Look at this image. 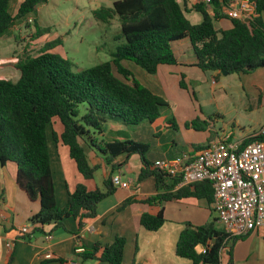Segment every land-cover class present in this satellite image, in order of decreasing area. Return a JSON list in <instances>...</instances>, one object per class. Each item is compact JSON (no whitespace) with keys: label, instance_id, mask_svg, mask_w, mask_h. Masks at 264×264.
I'll use <instances>...</instances> for the list:
<instances>
[{"label":"trees","instance_id":"trees-1","mask_svg":"<svg viewBox=\"0 0 264 264\" xmlns=\"http://www.w3.org/2000/svg\"><path fill=\"white\" fill-rule=\"evenodd\" d=\"M226 1L211 0L209 4L198 1L187 8L176 0H115L111 6L93 11V16L106 25H111L114 18L119 21V31L114 36L118 42L109 60L74 71L69 60L51 51L62 44L57 37L46 42L38 54L25 55L12 64L19 72L17 80L0 78V164L14 162L17 186L28 199L39 202L38 212L29 219V232L22 234L24 239L29 240L35 234H52L64 227V219L69 216L77 221L78 230L83 228L87 220L96 217L98 203L115 191L112 174L103 180L101 188L86 186L85 181L92 179L100 167L90 164L88 150L98 153L104 164L111 166V173L116 157L124 155L127 159L136 153L142 163L137 180L153 176L157 189L164 186L167 176L146 158L148 143L132 140L127 132L121 131L123 139L104 137L108 118L127 127L143 121L153 123L162 108L168 106V100L141 83L125 63L156 74L162 65H176L172 42L188 38L196 57L193 65L202 71L248 74L264 68V0H253L259 15L249 23L227 16L222 11ZM45 2L23 0L12 14L9 0H0V37L10 35L15 24L30 16L34 37L40 36L45 29L37 26L33 16L36 6ZM190 11L201 14L199 23H191L186 17L185 12ZM178 84L189 93L182 73ZM84 103L86 110L81 113L80 106ZM50 140L56 147L67 148L81 176L75 188L68 191L64 207H59L55 199ZM256 140L264 141V136L250 135L241 145ZM186 195L211 203L213 187L209 181L197 182L177 193H157L144 201ZM215 220L200 226L186 224L175 245L176 255L191 264H221V250L229 244V258L223 264H233L231 249L242 236L229 237L223 229L215 227ZM164 221L162 209L140 216V224L148 231L159 229ZM124 244L122 236L105 244L96 241L89 249L83 248L79 257L83 261L120 264Z\"/></svg>","mask_w":264,"mask_h":264},{"label":"crops","instance_id":"crops-1","mask_svg":"<svg viewBox=\"0 0 264 264\" xmlns=\"http://www.w3.org/2000/svg\"><path fill=\"white\" fill-rule=\"evenodd\" d=\"M22 1L23 0H9L10 13L15 14ZM81 1L82 4L80 5V0H75L76 8L80 9V11L89 8L92 17L95 18L93 16L94 10L101 6H111L115 0ZM176 1L181 5L185 3L186 7L190 8L192 4L199 0ZM45 3L36 6L33 16L36 23L39 18V10ZM222 11L225 13L223 7ZM190 12H185L187 18V13ZM201 19L202 17L200 14V20L195 23H199ZM113 20H115V18ZM16 25L18 24H15L12 29H16ZM225 25H227V23H225ZM45 34L47 35V33ZM45 34L38 36V38H51ZM57 37L63 38L61 35H56L55 38ZM48 41L45 40V42ZM59 46L61 45H57L51 51L56 52L55 50ZM175 46L178 48L177 50ZM172 49L177 60L176 65H170L172 68L169 67V65H162L157 72L159 78H157L156 75L145 76L143 74L145 83L140 81L154 93L166 99L167 97L164 93L166 85L169 86V84L176 79L179 81L181 73L184 74L185 78L190 80V82L194 74H197L196 70L182 72L181 67H190L191 69L198 68L193 65L196 62V57L188 38L172 42ZM132 64L131 62L125 63L130 70L135 67ZM212 72V78H217L218 72ZM177 73L179 78L176 77ZM237 75L241 76L245 74L241 73ZM0 78L5 77L0 76ZM217 86L218 81L212 79V90ZM249 88L254 91L256 96L254 97L255 110H264V89L262 90V87H258L255 83L249 84ZM204 115H206V117L209 116L208 113H204ZM160 117L153 123L143 121L151 126L148 138L153 134L150 140L147 139L150 149L146 152L148 153L146 158L152 164L157 159L173 158L183 153L195 155L203 147L223 137H229L230 140L235 142L242 141L244 138L255 134L258 130L256 129L252 134L245 133L246 135L235 138L234 131L225 132L222 130L220 133L216 131L213 133L212 126L210 127L211 129L209 128L207 130V135L202 143H193L196 141L192 138H184V142L177 140L175 134H173L172 131L174 130L175 124H172L167 119L163 122H159ZM184 120H188V117L178 118V123L182 124ZM263 122L264 117L261 118L258 128ZM120 131L124 133L127 132V135L132 140L136 141L138 139L137 141L140 140L139 142H145L141 135H135L136 133L133 132L132 128L130 129L121 121L111 118L106 120L104 131L105 138L123 139V134L119 135ZM153 151H157V153L150 154ZM49 152L56 203L59 207H64L67 203L68 191L75 188L76 184L81 181V176L73 160L70 158L66 147L62 145L56 147L50 140ZM87 156L90 164H99V169L102 170L103 174L99 187L94 182V174L97 170L94 172L92 179L85 181L89 189H94L96 187L101 188L103 180L110 174H118L121 176L122 180H130L131 185L128 188L116 186L112 194L106 196L98 203L96 217L87 220L83 228L78 230L77 221L74 217L69 216L65 218L64 227L54 230L51 234L52 238L50 241L45 240L44 235H31L28 240L24 239L22 234H20V227L23 225H31L29 219L33 214L38 212L39 202L37 200L32 201L28 199L24 191L17 186L15 182L16 164L14 162L9 161L13 164H7L8 162L4 165L0 164V264H110L108 262L92 259L83 261L79 257V254L83 248L89 249L96 241L103 244L110 243L116 236H122L125 239L123 260L120 264H132L133 261L137 264H191L188 259L176 255L175 245L181 230L186 224L200 226L216 218L212 207L213 201L208 203L206 199L186 195L180 198L145 202L144 200L149 196L164 192L174 194L179 192L181 188L186 185H178L177 182H174L175 179L167 177L164 181V186L157 189L153 176L137 180L142 163L140 156L136 153L130 155L127 159L124 155L116 157L113 161L115 170H113L112 173L111 166L104 164L102 157L98 153L88 150ZM159 209H162L165 218L163 225L155 231L146 230L140 224L141 214L146 212L156 213ZM215 227L224 230L223 224L217 220H215ZM241 236L242 237L236 241L238 243L243 242L244 244L238 246V243H236L231 249L233 264H264V231L258 229ZM8 243H10V246L7 245ZM223 250L224 248L220 253L221 264L225 263L229 258V254L226 255ZM46 251H50L53 258H45L43 255Z\"/></svg>","mask_w":264,"mask_h":264},{"label":"rangeland","instance_id":"rangeland-1","mask_svg":"<svg viewBox=\"0 0 264 264\" xmlns=\"http://www.w3.org/2000/svg\"><path fill=\"white\" fill-rule=\"evenodd\" d=\"M81 2L80 0V5ZM38 16L37 26L45 29L42 34L47 33L45 35L51 38L34 37L35 27L32 21L27 20L16 25L17 28L12 29L10 35L1 36L0 76L12 81L17 80L19 72L12 68V64L25 55L38 54L46 43L45 40H53L56 35H61L63 38H61V46L55 51L69 60L74 71L91 67L111 58V53L118 42L113 38L119 31L117 18L112 19L111 25H106L93 18L89 8L82 11L77 9L75 0H47L39 10ZM187 16L194 23L200 20L199 13L190 12L187 13ZM15 35L16 37H14ZM175 49L178 48L175 46ZM132 65L135 67L131 72L141 82L145 83L143 74L145 76L156 75L159 78L157 73L148 74L140 67ZM192 70H196L197 74H194L191 82L185 78L190 94L179 87L177 79L164 88L168 106L162 108L159 122L167 119L172 124L174 123L175 127L172 132L177 140L185 142L184 138H192L196 141L193 143H202L207 135V130L212 126L213 133L214 131L220 133L222 130L225 132L234 131L235 138H240L242 135H246L245 133L252 134L258 129L260 120L264 117V110H255L254 97L256 96L254 91L249 88V84L255 83L258 87L261 86L262 90L264 89V68H257L251 73L241 76L236 73L220 72L217 78H212L211 70L202 71L198 68L181 67L182 72ZM176 77L179 78L178 73ZM212 79L218 81V86L214 90L211 87ZM85 110L86 104L84 103L80 106V112L84 113ZM203 112L208 113L209 116L206 117ZM181 117H188V120L179 124L178 118ZM199 126L202 129H196ZM150 127L147 122H143L137 127L129 126L136 133L135 135H141L146 143H149L148 140L153 137L151 134L148 138ZM153 153H157V151L150 154ZM147 154L145 155L147 156ZM7 164L13 163L8 161ZM102 177V170L98 169L94 174V182L98 187L101 185ZM236 243L238 242L235 241L233 247ZM242 244L244 243L240 242L237 245ZM223 251L226 255L229 253V244L224 247Z\"/></svg>","mask_w":264,"mask_h":264},{"label":"built area","instance_id":"built-area-1","mask_svg":"<svg viewBox=\"0 0 264 264\" xmlns=\"http://www.w3.org/2000/svg\"><path fill=\"white\" fill-rule=\"evenodd\" d=\"M199 1L209 4L211 0ZM223 8L227 16L245 23L259 15L253 0H227ZM26 20L33 21L31 16ZM253 135L264 136V122ZM241 143L223 137L195 155L183 153L173 158L157 159L152 164L165 176L175 179L178 185L191 186L209 181L213 187L215 216L229 237L258 229L264 231V141ZM111 181L115 187L128 188L131 185L130 180H122L118 174L112 175ZM29 227H20V234L28 233ZM51 238V234L44 235L47 241ZM205 250L203 247L202 252ZM43 256L53 258L50 251Z\"/></svg>","mask_w":264,"mask_h":264},{"label":"water","instance_id":"water-1","mask_svg":"<svg viewBox=\"0 0 264 264\" xmlns=\"http://www.w3.org/2000/svg\"><path fill=\"white\" fill-rule=\"evenodd\" d=\"M222 73H225V74H227V72L226 71H221Z\"/></svg>","mask_w":264,"mask_h":264}]
</instances>
